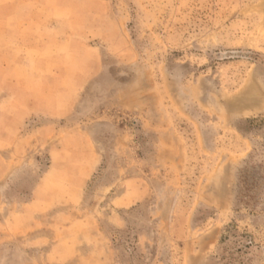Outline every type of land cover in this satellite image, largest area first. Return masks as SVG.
<instances>
[{
  "label": "rangeland",
  "instance_id": "obj_1",
  "mask_svg": "<svg viewBox=\"0 0 264 264\" xmlns=\"http://www.w3.org/2000/svg\"><path fill=\"white\" fill-rule=\"evenodd\" d=\"M0 264H264V0H0Z\"/></svg>",
  "mask_w": 264,
  "mask_h": 264
}]
</instances>
